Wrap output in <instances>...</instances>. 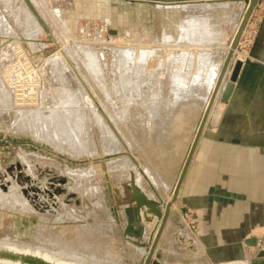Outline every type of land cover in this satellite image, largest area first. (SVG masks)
<instances>
[{
    "label": "rangeland",
    "instance_id": "1",
    "mask_svg": "<svg viewBox=\"0 0 264 264\" xmlns=\"http://www.w3.org/2000/svg\"><path fill=\"white\" fill-rule=\"evenodd\" d=\"M2 3L4 2L0 0V19H3L0 28L7 25L17 29L19 38L3 40V44L1 43L3 47L0 46L3 49V52H0V172H5L12 164L18 162L27 164L31 174L33 170L45 171L55 167L58 173L70 179L71 185L68 189L82 200L80 209L87 213L91 224L94 222L97 224L94 215H99L100 210L105 211L108 207L110 209L114 207L112 195L126 191L133 171L136 173L137 186L144 193L151 197L165 193L171 197L169 202H173L185 162L195 140L196 129L203 120L202 99L209 90V83L196 77L203 74L201 70L203 65L197 64L193 54H198L199 57L208 54L209 56H206L211 60L212 66L218 68L225 60L224 44L228 43V39L225 38L213 43L203 40L201 38L203 36L194 33L189 24L195 20L213 18L215 19L213 22L216 23L215 29L219 28L228 38L240 17L239 7L231 8L232 17L224 18L220 16L221 14L206 10L198 2L175 3L167 7L158 4H129L122 0H11V5L14 4L16 11L13 14L10 7ZM258 19V17L252 19V24L249 21L247 30L243 33L245 35L242 37L245 39L242 40L241 48L244 47V51L253 47L259 30ZM86 24L87 31L82 33L81 28ZM112 31L116 34H112ZM36 33L38 35H35ZM192 35L200 38L194 37V40H190L189 36ZM19 47L24 53L17 52ZM131 49L151 51L149 62L146 61L145 64L147 72H153V75L164 72L162 83L164 82L165 88L164 91L159 90L156 86L157 80L152 77L151 84L148 85L150 89L146 86L140 89L138 75L139 80L136 79L131 88L132 106L127 99L120 98L117 100L118 104L116 103L119 108V111L115 110L116 113L112 104L115 99L112 87L116 82V72L113 69L116 66L121 68L125 64ZM172 50L173 56H170L168 62L174 60L176 51L191 52L189 81L181 86L170 84L174 70L167 71L165 65L164 68L159 67L162 54L166 55L167 51ZM90 52L91 54L94 52L97 61L100 60L97 63L99 65H96L100 67L103 79L97 78L92 70L93 66L88 62L87 56ZM133 56L137 59L132 64H137L138 67V64L143 63L139 61V56ZM50 58L51 61L46 60ZM12 66L16 69L13 70V73L16 71V74L14 73L16 77L11 72L13 77L19 76L21 79H14L12 75L7 74V69H11ZM24 68L27 73L32 71V77L28 78ZM6 75L16 80L15 82L13 80L16 84L9 86ZM139 89L145 96L146 94L151 96L153 90L160 91L159 99L163 102L158 105L160 107L157 109L160 110L156 109V114L145 115H148V120L156 121L155 126L159 125L156 129L152 130L149 127L151 123L149 124L147 119L135 118L138 114L136 112L145 105L138 102V96H142ZM175 97H179L180 102L175 106L177 109L173 107L170 110L169 106L172 100L175 101ZM143 98V102L150 101V98L153 100L152 97ZM125 108L133 113L127 114V119L123 117ZM153 110L156 112L155 108ZM122 160L125 162H121ZM33 177L36 178L34 174ZM18 191L19 188L15 185L10 187L9 192L0 189V192L5 193L3 195L0 193V243L6 241L17 246L25 244L41 250L73 253L70 255L80 256V259L126 258L117 250H108L105 255L96 257L90 253L93 251L103 253L105 248L82 247L83 242H77L72 232L43 231V228L38 227L37 219L29 218V213L36 214L40 219L47 215L31 207ZM106 193L109 194L108 197ZM7 203L9 205H6ZM17 206L18 208L21 206L20 211ZM68 206L65 205L67 209ZM76 209L77 207L73 206L69 211ZM71 219L77 217L68 212L66 217L56 215L53 220L62 223ZM157 222L162 224V221ZM155 230L149 228L153 238ZM159 230L155 238L156 236L159 238ZM185 230V227L180 228L181 235L187 234ZM119 242L123 246L118 248L125 251L126 255H130L132 251L126 245L125 239ZM146 243L147 249H150L154 240L147 236ZM136 247L138 250L141 249L143 256H148V250ZM160 253H163L161 259L172 262L178 259V253L167 250ZM156 259L155 253L153 262Z\"/></svg>",
    "mask_w": 264,
    "mask_h": 264
},
{
    "label": "crops",
    "instance_id": "2",
    "mask_svg": "<svg viewBox=\"0 0 264 264\" xmlns=\"http://www.w3.org/2000/svg\"><path fill=\"white\" fill-rule=\"evenodd\" d=\"M1 1L10 7L12 14L16 13L11 0ZM257 17L256 40L242 57L243 67L233 94L223 102L218 117L206 129L176 201L169 202L171 197L165 193L156 197L145 193L160 203L163 212L171 205L165 228L158 238L157 251L178 253V259L176 263L163 259V264H250L259 250L248 242L256 240L257 246L258 241L264 243V0L250 21ZM2 21L0 19V24ZM16 30L7 25L0 28V46L3 47V40L18 39ZM0 52H3L1 47ZM112 196L118 204L94 215L97 224H91L82 209L68 211L77 219L62 223L54 222V216L49 214L40 219L29 213V218L37 219L38 227L45 232H72L77 242H83L82 247L105 248L103 253H90L96 257L105 255L108 250H117L125 254L127 260L142 264L146 257L131 242L125 240L132 251L130 255L118 248L117 242L125 239L123 233L128 227L130 205L126 191ZM187 210H192L197 218L193 241L191 235H187L184 218ZM147 227L156 229L155 238L162 224L155 222ZM182 227L186 228L185 236L181 235ZM154 238L155 241L157 236ZM77 260L82 264H118V260L124 259Z\"/></svg>",
    "mask_w": 264,
    "mask_h": 264
},
{
    "label": "water",
    "instance_id": "3",
    "mask_svg": "<svg viewBox=\"0 0 264 264\" xmlns=\"http://www.w3.org/2000/svg\"><path fill=\"white\" fill-rule=\"evenodd\" d=\"M129 4H150L156 5L158 0H122ZM199 0H182V1H167L166 3H197ZM214 1V0H213ZM223 1H239L244 3L246 6L245 15L243 21L235 35L232 42L231 51L226 57L224 63L221 79L216 87L218 91L221 86L222 78L227 70L230 60L233 57L234 51L239 48L240 41L242 39L243 33L248 26L249 20L256 10V8L261 4L262 0H223ZM112 34H116L114 31ZM243 67V61L238 60L235 63L230 82L228 83L224 93L223 100L227 102L233 90L235 84L238 81L241 69ZM208 113L204 116L197 134L193 142L190 153L185 162L182 175L178 184L177 191L173 198V203L176 201L178 196V190L183 184L187 171L191 165L193 157L197 151L198 145L200 143L201 137L204 133L205 124L207 121ZM205 134V133H204ZM32 159L30 160V162ZM33 174L36 178L33 177ZM33 174L29 173L27 164L18 162L12 164L5 172H0V187L4 192H9L12 185L19 188V195H22L39 213L51 214V215H63L67 216L69 208L75 206L80 209L82 206V200L80 197L69 191L68 186L71 185L69 178L58 173L57 169L53 167L51 170H33ZM126 192L128 194V204L130 205L127 210L128 227L124 231L123 236L125 240L131 242L133 245L145 248L149 251L148 256L142 264H163L162 255L160 251H157V243L159 241L158 237L155 239L153 246L147 249L146 237L149 236L153 240V236L149 232V227L147 225H152L154 222L162 221V227L159 230L161 234L165 228V224L169 217V211L171 205L167 206L166 212H163L162 207L159 202L149 198L139 187L136 182V173L133 171L130 174V182L126 187ZM109 194L106 193L108 197ZM64 203V205L61 203ZM115 205L118 204L114 203ZM65 205H69L68 209ZM109 205V204H108ZM113 205V204H111ZM149 232V233H148ZM120 247L123 245L117 242ZM252 247H257V241L252 240L248 242ZM7 243H0V264H71L68 261L65 263L57 261L51 257L50 254H42L36 251V249H17L11 248ZM157 256L155 262H153V256ZM47 256V257H46ZM125 256V254H124ZM145 257V256H143ZM264 250H259L255 258L251 260L250 264H264ZM118 264H135L133 261H129L126 258L122 261L118 260ZM82 264V263H75Z\"/></svg>",
    "mask_w": 264,
    "mask_h": 264
},
{
    "label": "bare ground",
    "instance_id": "4",
    "mask_svg": "<svg viewBox=\"0 0 264 264\" xmlns=\"http://www.w3.org/2000/svg\"><path fill=\"white\" fill-rule=\"evenodd\" d=\"M159 2L157 3L158 5H167V7L169 6V5H173V4H175V3H166L167 1H161V0H158ZM198 3H200V5H202L203 6V8H206L208 11H214V12H216V14H221L220 16H223L224 18L226 17V18H228V17H232L231 15L233 14V11H232V9L231 8H233V7H239V12H240V17H238L239 19H238V21H237V23H236V26H235V29H234V31H233V33H232V35L230 36V37H228V38H226L225 37V35L222 33V32H220V29L219 28H217V29H215L216 28V26H215V22H213V20H215V19H213V18H210V19H208V20H195V21H192L189 25H190V27H191V29H192V31L194 32V33H198L199 35H201V36H203V37H201L203 40H208V41H210V42H219V41H221V40H223L224 38H225V40L226 39H228V43H227V45L226 44H224L225 46V51H224V57H225V60H223L222 62H221V64H219V66H218V68L216 67L215 68V66H212V62H211V60L209 59V55L208 54H206V55H208V56H206V55H204V54H202V55H200V56H202V57H199V56H197L196 54H193V55H195V61H197V64L199 65V66H202L203 65V67H201V70H202V72H203V74L199 77L198 75L196 76L197 78H199L201 81L202 80H204L205 82L207 81V83H209V85H208V92H206V94H205V97H204V99H202V105H203V118H204V116L206 115V113H208V117H207V121H206V124H205V128H204V130H206L207 128H208V126L210 125V124H212L214 121H215V119L218 117V115H219V113H220V111H221V107H222V104H224L223 102H224V100H223V93H224V91H225V89H226V87H227V85H228V83L230 82V78H231V76H232V73H233V70H234V66H235V63H236V61H238V60H241V61H243V59L241 58V57H243L244 55H246V50L244 51L243 49H244V47H243V49L241 48V45L243 44L242 42V39H241V41H240V46H239V48L238 49H236L235 51H234V54H233V57H232V59L230 60V62H229V65H228V67H227V70H226V72H225V74H224V76H223V78H222V82H221V86L219 87V89H218V91L216 90V87H217V85H218V83H219V80L221 79V75H222V71H223V67H224V63H225V61H226V57L228 56V54L230 53V51H231V46H232V42H233V40H234V38H235V35H236V33H237V31H238V29H239V27H240V25H241V23H242V21H243V18H244V15H245V9H246V6H245V4L244 3H241V2H239V1H223V0H199L198 1ZM191 5V4H190ZM193 5V4H192ZM161 7V6H160ZM164 8V7H163ZM162 8V9H163ZM170 8V7H169ZM172 8H174L173 6H172ZM208 14H210V13H208ZM211 16V15H210ZM250 21V20H249ZM233 23V22H232ZM249 24V23H248ZM38 27V26H37ZM37 29V28H36ZM39 29V28H38ZM209 29H210V31H209ZM222 29V28H221ZM246 30H247V27H246V29H245V31H244V33L246 32ZM37 31V30H36ZM222 31V30H221ZM229 31V30H228ZM225 33V32H224ZM35 35H38L37 33L35 34ZM243 35H245V34H243ZM196 36V35H195ZM195 36H189L190 37V40L191 39H193L194 40V37ZM196 39H199L200 37L198 36V37H195ZM112 40V39H111ZM224 42V41H223ZM227 42V41H226ZM11 43V42H10ZM9 43V44H10ZM13 43H15V41L14 42H12V45L11 46H13ZM222 43V42H221ZM8 44V45H9ZM19 44V43H18ZM70 45V44H69ZM216 45V44H215ZM11 46H10V48H11ZM19 46V45H18ZM21 46V45H20ZM203 46H204V44H203ZM209 46V45H208ZM218 46H220V45H218ZM217 46V47H218ZM15 47V46H14ZM163 47V46H162ZM201 47V46H200ZM16 48V47H15ZM15 48H14V50H15ZM168 48V47H167ZM206 48V47H205ZM211 48V47H210ZM221 48V47H220ZM89 49V48H88ZM171 49V48H170ZM215 49V48H214ZM222 49V48H221ZM13 50V51H14ZM25 50V49H24ZM64 50V49H63ZM210 50V49H209ZM242 50V51H241ZM131 53H130V56L128 55V57H127V54H126V57L128 58V60L125 62V64L121 67V68H119L118 66H116V67H114V69H113V71L114 72H116V82L113 84V87H112V89L114 88V103H112L114 106V111L116 110V111H119L118 109V107H117V104H118V102H117V100L119 99L120 100V98H122L121 100H124V99H127L128 101L127 102H129V104L131 105L132 104V102H133V95L131 94L132 93V84H133V82L136 80V79H138L139 80V77H140V83H139V88L141 89L143 86H146L147 88H149V84H151L150 82H151V80H152V77H155L154 79H156L157 80V84H156V86L157 87H159V90H162V91H164V88H165V84H164V82L162 83V79H164V77L163 76H165L164 75V72L162 73V72H160L159 74L158 73H156L155 75H153L152 73L153 72H150V71H148L147 72V69L148 68H146V66H145V64H147L146 63V61H148L149 60V54H150V52H148V50H141V51H133L132 49L131 50H129ZM129 51H127V52H129ZM153 51V50H152ZM165 51V50H164ZM214 51V50H213ZM7 52V51H6ZM6 52H4V53H6ZM16 52V51H15ZM17 52H19V54L20 53H22L23 52V50H22V48L21 47H19L18 48V50H17ZM126 52V53H127ZM204 52H206V51H204ZM24 53V52H23ZM133 53V54H132ZM159 53V52H158ZM206 53H212V52H206ZM87 54V53H86ZM152 54V53H151ZM174 54H176L174 57H173V59L174 60H172V61H170V62H168V59L170 58V56H173V50L172 51H170V52H168L167 51V53H166V55H163L162 54V60L160 61L159 60V63H160V65H159V67H163L164 65H165V67L167 68V71L169 70V69H171L170 71H173L174 70V74H171L172 75V77H171V81H170V84H173L172 86H181V84H184V83H186L187 81H189L188 79H189V75H190V72L188 71V69H189V67L191 66V52L189 51V50H185V51H183V52H181V51H176ZM133 55H137V57H138V59H139V61H142L143 63L141 64V65H139L138 64V67H137V64L135 65L134 63L132 64V62L133 61H135L137 58H135ZM153 55H154V53H153ZM159 55H161V54H159ZM210 55H212V54H210ZM10 56V55H9ZM152 56V55H151ZM20 57H22V56H20ZM211 57V56H210ZM53 58V57H52ZM59 58V57H58ZM87 58H88V62H89V64H91L92 66H93V68H92V70H93V72L96 74V76H97V78L98 79H103L104 77L102 76V74L100 73L101 72V70H100V67H97V65H99V64H97V63H99L100 62V60L98 59V61H97V59H96V56H94V52H93V54H91V52L90 53H88V56H87ZM214 58V57H213ZM194 59V58H193ZM46 60H50L51 61V58L50 59H46ZM45 60V61H46ZM60 60V59H59ZM105 60V59H104ZM167 60V61H166ZM214 60V59H213ZM54 62H55V60H53ZM18 62H20V61H18ZM61 62V61H60ZM149 62V61H148ZM49 63V62H48ZM55 63H57V62H55ZM141 63V62H140ZM97 64V65H96ZM102 64V63H101ZM215 64V63H214ZM15 65V64H14ZM158 65V64H157ZM216 65H217V63H216ZM21 66H23V65H21ZM11 67V66H10ZM15 67V66H14ZM205 67V68H204ZM6 68V67H5ZM17 68V67H16ZM19 68V67H18ZM17 68V69H18ZM31 68H33V67H31ZM41 68V67H40ZM156 68V67H155ZM164 68V67H163ZM165 68V69H166ZM207 68V69H206ZM10 69V68H9ZM9 69H7L8 70V72H7V74L9 75H12V74H14L13 73V70H16L15 68L13 69V66H12V68L9 70ZM21 69V68H20ZM23 69V68H22ZM162 69V68H161ZM165 69H163V71L165 70ZM6 70V69H5ZM24 70H26L25 68H24ZM31 70V69H30ZM157 70H158V68H157ZM191 70V69H190ZM9 71H10V73H9ZM34 71V70H33ZM4 72H6V71H4ZM3 72V73H4ZM11 72H12V74H11ZM18 72V71H17ZM26 72V74H27V76H28V78H30V77H32V75H33V73H32V71H31V73L29 72V73H27V70L25 71ZM150 72V73H149ZM19 73H22V72H19ZM19 73H17L18 75H19ZM5 74V73H4ZM16 74V73H15ZM15 74H14V76H15ZM24 74V73H23ZM29 74V75H28ZM8 75H6L7 76V80L9 81L8 82V84H9V86L10 85H12L13 86V84H16V83H14L16 80H14V79H17V78H20L18 75V77L17 78H14L13 77V75H12V77L14 78V79H12V77L11 76H8ZM25 75V74H24ZM138 75H139V77H138ZM170 75V74H169ZM170 75V76H171ZM4 77V76H3ZM9 77V78H8ZM11 77V78H10ZM16 77V76H15ZM4 78H6V77H4ZM22 78V77H21ZM20 78V79H21ZM26 78V77H25ZM28 78H26V79H28ZM25 79V80H26ZM7 80H5V81H7ZM13 80H14V82H13ZM19 80V79H18ZM30 80V79H29ZM161 80V81H160ZM195 80V79H194ZM21 81V80H20ZM200 81V82H201ZM99 82V81H98ZM101 82V81H100ZM105 82V81H104ZM202 83V82H201ZM1 85H2V82H1ZM4 85V84H3ZM17 86V85H16ZM22 86V85H21ZM191 86V85H190ZM136 87V86H135ZM180 88V87H179ZM183 88H184V86H183ZM139 89V93H141L142 94V96H138V102L139 103H145V105L143 106V107H141L140 108V110H138L136 113H138V114H136L137 116L135 117L136 119H147L148 120V115H150V114H156L157 113V111H156V109L157 108H159L158 107V105H159V103H163L159 98H161L160 97V95H159V90L157 89V92H155V90H153L151 93L152 94H150L151 96H148L149 94H146V96L143 94V91L142 90H140ZM150 89V88H149ZM174 89V88H173ZM14 90V89H13ZM151 90H152V88H151ZM159 91V92H158ZM179 91V90H178ZM181 91V90H180ZM137 93V92H136ZM161 94V93H160ZM143 96L144 97H146V98H150V97H152L153 98V100L150 98V101L148 100V101H145V102H143L144 100H142V98H143ZM181 96V95H180ZM144 99V98H143ZM172 100V99H171ZM170 100V101H171ZM135 101V100H134ZM185 101H187V100H185ZM180 102V99H179V97H175V101H173L172 100V102H171V104H170V106H169V108H170V110H172V108L173 107H175L176 106V104L177 103H179ZM117 103V104H116ZM189 103H190V101H189V99H188V103H187V105H189ZM132 106V105H131ZM168 106V105H167ZM121 107V106H120ZM163 107V106H162ZM178 107V106H177ZM133 108V107H132ZM153 108H155V111L156 112H154V110H153ZM176 108V107H175ZM188 108V107H187ZM167 109V108H166ZM177 109V108H176ZM180 109V108H179ZM133 110V109H132ZM158 110V109H157ZM160 110V109H159ZM158 110V111H159ZM174 110V109H173ZM115 111V112H116ZM164 111V110H163ZM110 112V111H109ZM161 112V111H160ZM192 112V111H191ZM117 113V112H116ZM119 113V112H118ZM148 113V115L147 116H145L146 114ZM177 113V112H176ZM127 114H133L132 113V111H130V109H128V108H125L124 109V111H123V117H124V119H125V117L126 116H128ZM158 114H161V113H159L158 112ZM173 114V113H172ZM122 116V115H121ZM121 116H120V118H121ZM156 116V115H155ZM159 116V115H158ZM122 117V118H123ZM147 117V118H146ZM128 118H130V117H128ZM156 118H158L157 116H156ZM126 119H127V117H126ZM155 119V118H154ZM152 120H153V118H152ZM149 122V124L151 123V125L149 126L152 130L155 128H157L158 126H155V122H152L151 121V119H149L148 120ZM132 122V121H131ZM141 122V121H140ZM147 122V121H146ZM160 123V122H159ZM142 125V124H141ZM131 127H133V125L131 126ZM144 127V126H143ZM149 128V129H150ZM198 128H199V126L197 127V129H196V134H197V131H198ZM134 130V129H133ZM134 132H135V130H134ZM141 132H142V130H141ZM140 133V132H139ZM196 134H195V138H196ZM194 139V138H193ZM144 141V140H143ZM129 142V141H128ZM193 144V143H192ZM131 145V144H130ZM124 160H122L121 162H123ZM120 162V161H119ZM125 162V161H124ZM129 162V161H128ZM131 164V163H130ZM129 166V165H128ZM133 165H131V166H129V167H132ZM126 167V166H125ZM128 167V168H129ZM127 168V167H126ZM146 169H148L147 167H145ZM146 169H144V170H146ZM146 172H147V170H146ZM148 172H150L149 170H148ZM152 174V173H151ZM154 174V173H153ZM152 176V175H151ZM154 177V176H153ZM152 177V178H153ZM151 178V177H150ZM155 179V178H154ZM140 181V180H139ZM154 182H156V181H154ZM157 183V182H156ZM1 189V188H0ZM12 191V190H11ZM0 193H2L1 195H3V194H5V193H3V192H0ZM8 194V193H7ZM6 194V195H7ZM6 195H4V197H6ZM8 197H9V195H7ZM11 196H13V195H11ZM19 196V195H18ZM21 196V195H20ZM3 197V198H4ZM16 197V196H15ZM0 199H1V197H0ZM7 199V198H6ZM12 199V198H11ZM18 199H20V198H18ZM9 200V199H8ZM7 200V201H8ZM13 200V199H12ZM11 200V201H12ZM14 200H15V198H14ZM3 201V200H2ZM6 201V202H7ZM20 201V200H19ZM5 202V201H4ZM1 203V202H0ZM26 203V202H25ZM20 204V203H19ZM23 204V203H22ZM63 204V203H62ZM3 205H4V203H3ZM6 205H9L8 203L6 204ZM14 205V204H13ZM21 205V204H20ZM11 206H12V204H11ZM19 206V205H18ZM18 206H17V209H19V211H20V208H21V206H20V208H18ZM8 207H10V206H8ZM26 207V206H25ZM28 207V206H27ZM31 207H33L32 205H31ZM11 208V207H10ZM12 208H14V207H12ZM11 208V209H12ZM29 208V207H28ZM27 208V209H28ZM67 208V207H66ZM32 209V208H31ZM31 209H29V210H31ZM25 210V209H24ZM21 211H22V209H21ZM34 211V210H33ZM61 216V215H60ZM58 218V217H57ZM2 243H7V244H9L10 246L9 247H11V248H17V249H28V248H30V249H36V251L37 252H39V253H42V254H50L51 255V257L52 258H54L55 260H57V261H61V262H63V263H65V261H68V263H71V264H75V263H79L78 261L79 260H77V259H80V256L79 257H77V256H75V255H70V254H73V253H65V252H55L54 250L52 251H49L48 249L46 250H41V249H38V248H31L29 245H23V246H17L15 243H13V242H6V241H3ZM44 247V246H43ZM141 248V247H140ZM146 250V249H145ZM110 256V255H109ZM115 256V255H114ZM117 256V255H116ZM47 257V256H46ZM115 258V257H114ZM122 259H124V258H122ZM65 260V261H64ZM121 261V260H120ZM88 262V261H87ZM85 264V263H84ZM88 264H90V262L88 263Z\"/></svg>",
    "mask_w": 264,
    "mask_h": 264
},
{
    "label": "built area",
    "instance_id": "5",
    "mask_svg": "<svg viewBox=\"0 0 264 264\" xmlns=\"http://www.w3.org/2000/svg\"><path fill=\"white\" fill-rule=\"evenodd\" d=\"M86 27H87V24L82 26L81 28L82 33H85L87 31ZM106 29H105V32H106ZM105 36H106V33H105ZM244 39L245 37L244 38L242 37V40ZM184 218L186 220V228L189 231V235H191V241H193V238L197 234V218L195 217V213L192 210H187L184 215ZM257 248L258 250H264V243H262V241H258Z\"/></svg>",
    "mask_w": 264,
    "mask_h": 264
}]
</instances>
